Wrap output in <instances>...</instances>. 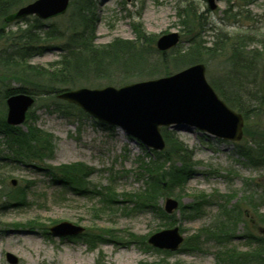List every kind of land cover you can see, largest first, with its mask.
<instances>
[{"label":"rangeland","instance_id":"rangeland-1","mask_svg":"<svg viewBox=\"0 0 264 264\" xmlns=\"http://www.w3.org/2000/svg\"><path fill=\"white\" fill-rule=\"evenodd\" d=\"M31 1L33 0H26L22 5ZM92 2V11L96 17L93 45L97 48H103L115 39L120 42L135 40L137 28L139 31L143 30L146 35H154L153 43L146 41L147 43L142 44L147 54L151 52V63L152 61L159 63L156 39L163 34L178 33L179 41L173 47L174 50L171 52L169 50L173 48L165 50L166 61L160 70L161 73L165 71L166 75L153 78L169 76L187 67L176 64L180 60L178 57L189 51L193 37V33H188L182 17L179 16V11L187 6L203 15L204 24L199 36L201 51H206L205 47L211 48L216 36L222 35L227 36L228 40L237 35L242 36L243 40L232 38L231 42H241L246 46L245 50H264V0H215L214 9L208 7L206 0H92ZM76 4L77 0H69L65 13L41 20L35 34L42 49L30 57V64L51 68L50 64L60 59L59 42L50 41L47 32L55 25L61 30H67V38L70 29L68 21L73 15V10L77 8ZM32 18L33 16H28L11 22L5 29L6 31L23 29L27 23L32 22ZM217 44H220V41ZM3 47L4 43L0 40V51ZM226 47L229 49L228 45ZM186 55L188 61L191 55ZM228 55V50L218 54L213 52L200 55L202 60L200 63L205 66L206 81L223 101L218 90L226 89L224 81L226 82L228 71L226 68ZM147 65L151 66L150 63ZM9 67L11 66L4 65L3 61L0 63V110H3L4 119L6 113V97L4 99L2 97L4 87L27 86L30 91L33 90L28 82L22 83L15 77L8 76L11 71L16 70L14 66ZM108 74L107 79L95 77L91 79L102 85L96 87L82 85L76 88H101L110 85L105 84L108 80L119 81L126 76L133 77L136 72L116 76L117 72L110 71ZM94 80L92 82H96ZM258 80L264 83L262 69ZM33 96L34 103L28 110V116L17 128L26 132L28 127H33L48 133L52 149L41 161L12 162L6 168V164L0 161V176L8 171L26 194V203L23 206L0 209V264H9L5 259L6 252L17 257V264H152L159 263L162 258L165 259V264H222L218 258L221 248L239 252L249 249L242 237L243 218L233 221L232 216L230 221H224L229 225L234 223L232 226L234 237L231 243L226 242L219 248L216 241L207 239L201 234V230L219 221L223 206L226 210L234 207L240 212V209L235 207L236 204L241 206V215L245 209L247 219H252L250 222L254 226L250 228L251 231L264 236V222L259 218L264 215V162H254L240 152V148L246 145L255 148L256 144L246 131L252 133L255 130L256 134L262 132L264 104L260 107L258 115L252 116L248 121L244 120L243 133L238 141L221 139L184 124L161 127L183 142L184 147L190 151L188 153L192 166L189 178L181 187L169 188L167 192L161 191L165 194L159 193L153 199L157 208H163L164 200L168 197L179 203L176 211L166 213L168 216H160L155 208H145L136 203L145 189L148 190L151 181L147 172L141 168L142 163L156 160L158 150L145 147L138 139L120 128L102 124L85 112L84 115H80L77 108L70 107L69 103L56 96ZM67 111L73 115H66ZM1 130L0 127V157L8 155L14 158ZM260 144L264 145V142ZM76 164H83L89 168L83 186L91 190L90 192L79 193L73 190L71 184L67 186L57 184L47 173L48 167L62 165L71 167ZM169 166L165 163L164 169L167 170ZM6 184L11 186L9 180ZM109 195L116 200L115 204L107 201ZM196 204H199V208H195ZM31 220L37 225L42 224L46 233L38 228L15 226L17 223L25 224ZM60 221L82 226L83 234L72 237L50 234L48 228ZM174 226L178 227L183 237L180 247L186 246V250L177 249L165 255L155 251L150 245V248L146 249L147 247L139 243L138 239L132 240L130 237V234L145 236L144 242L148 245L146 240L149 235ZM93 233L105 237L106 240H88V235L90 237ZM199 233V242L196 237L193 240L189 239Z\"/></svg>","mask_w":264,"mask_h":264},{"label":"trees","instance_id":"trees-1","mask_svg":"<svg viewBox=\"0 0 264 264\" xmlns=\"http://www.w3.org/2000/svg\"><path fill=\"white\" fill-rule=\"evenodd\" d=\"M24 2L26 0H0V40L4 43L3 50L0 51V63L3 61L4 65L14 66L16 70L11 71L12 73L8 74V76L15 77L16 80L22 83L28 82L33 87V90L30 91L27 86H18L15 88L4 87L3 99L9 94L19 92H26L35 96L46 95L54 97L58 91L65 89H72L82 85L96 87L102 84L94 79L96 82H92L93 80L91 79L94 77L96 79H107L106 77L108 76L106 74L110 71L117 72L116 76L136 72V75L133 77L126 76L119 81L108 80V83H105L114 86H120L133 80L166 75L165 71L161 73L160 70L162 69L161 65L166 61L165 51L157 50L160 55L159 63L156 61H152L151 63V52L147 54L143 44L146 41L153 43L154 35L147 34V36L143 30L139 31L136 28L138 33L133 41L125 40L120 42L118 39H115L103 48H97L93 45L96 17L92 11V0H77V8L73 10V15L68 21L70 29L67 38V30H61L60 27L55 25L47 32V37L50 41L59 42L60 59L51 63V68H42L41 66L30 64V57L42 49V46L39 44V39L35 34V31L41 25V20L33 16L31 19L32 22L27 23L23 29L19 28L16 31H6L5 29L7 24L18 21H7L6 18L18 7L22 6ZM179 16L182 17L183 25H185L188 33H193V37L189 51L186 52L188 54L178 57L180 60L176 64L180 65V67H185L201 62L200 55L203 53L211 54L217 52L218 54L228 50L229 55L226 60V68L228 71L226 72V82L224 81V87L226 89L217 90L220 92L225 103L240 112L244 120L248 121L252 116L258 115L260 107L264 104V83L258 80L261 69L264 72V50H245L246 46L244 44L242 45L241 42H231L232 38L234 40H243L242 36L239 37L236 34L237 36L234 35L235 37H231L229 40L225 35L221 37L216 36L213 46L211 48L205 47L206 51L203 52L200 50L201 46L199 42L200 29L204 24L202 23V13H197L190 6H187L179 11ZM194 32L199 34H194ZM218 41H220V44H217ZM226 45H228L229 49H227ZM172 50L174 48L169 50V52ZM185 55H191V58L186 61ZM148 63L151 64L150 67H147ZM69 106L74 109L77 108L79 114L84 115V112L78 107L70 104ZM2 111L1 109V131L6 137L5 141L6 145L9 146L8 149L15 156L14 158L8 155L0 157L1 163L6 164L5 168L12 162L29 163L31 161H41L47 153H51V137L48 133L33 127H28L26 132H22L17 126L8 125L5 122ZM66 115L72 116L73 113L67 111ZM161 133L166 146L162 151L156 153V160L142 163L143 167L141 168L147 172L151 181L149 182L148 190L145 189L138 197L136 203L145 208H155L154 210L160 213V216H168L161 207L157 208L153 199L159 193H162V195L165 194L161 191L167 192L169 188L181 187L190 176L192 163L190 161L191 156L188 153L190 151L184 147L183 142L177 136L168 132L165 128L161 129ZM246 134L257 145V148L256 145V149L250 145H246L243 148L239 147L241 149L240 152L254 162H264V145L260 144L264 142V129H262L261 133L256 134L254 130L252 133L246 131ZM259 138L262 139L259 140ZM165 163L170 165L167 167V170L164 169ZM176 163H179V165H176ZM89 171V168L83 164H76L71 167L62 165L47 168V173L57 184L63 186L71 184L73 185V190L79 193L89 191L83 186L84 178L88 176ZM1 175L0 209L23 206L26 203L24 189L17 185L18 183L12 186L10 182L12 175L8 171H6L5 175ZM7 180H9L11 186L6 184ZM107 201L115 204L116 200L110 196L107 198ZM238 205L240 204H236L235 207L240 209L241 212V206L239 207ZM195 208H199V204H196ZM238 211L234 207H230V210H226L225 206L221 207L219 221L201 230L202 233H200L205 235L207 239L215 240L218 248L222 247L226 242L231 243L234 237L232 227L234 223L229 225L224 221H230V217L232 216H234V219L232 218L233 221L237 219L242 220L243 218L244 231L242 237L248 244L249 249L239 252L224 247L219 250L218 258L222 264H264V236L254 234L251 231L250 228L254 225L250 222L252 219H247L245 216V209L242 215ZM259 218L264 222V215H261ZM18 225L19 227L25 226V228H38L46 233L45 228H43L44 226L42 224H35L33 220L27 221L25 224H15V226ZM200 233L197 236H191L189 239L193 240L196 237L198 241ZM92 235L90 237L88 235L87 239H92L93 241L106 240L105 237L102 238L99 234L93 233ZM130 237L132 240L138 239L139 243L147 247L146 249L150 248L144 242L145 236L138 237L135 234H130ZM186 249V246L179 248L180 251ZM154 250L165 255L170 254L169 251ZM159 263L165 264V259L162 258Z\"/></svg>","mask_w":264,"mask_h":264},{"label":"water","instance_id":"water-1","mask_svg":"<svg viewBox=\"0 0 264 264\" xmlns=\"http://www.w3.org/2000/svg\"><path fill=\"white\" fill-rule=\"evenodd\" d=\"M210 9L215 0H206ZM69 0H33L6 18L7 21L34 15L48 19L66 12ZM179 41L177 32L163 34L156 39V48L165 51ZM58 99L74 104L98 122L116 126L138 139L145 147L162 150L165 141L160 132L162 126L188 125L215 137L238 141L243 133L244 120L240 113L229 108L221 100L205 78L202 63L191 64L169 75L136 81L119 87L107 85L101 88L80 87L62 90ZM34 103L28 93L9 95L5 100V121L8 125H22L26 113ZM12 185L16 179L11 180ZM178 208V201L165 198L163 209L171 213ZM83 227L68 221H60L49 227L54 236H76ZM147 243L158 249L175 251L183 241L178 227L162 229L147 237ZM9 264H17V257L6 252ZM157 264V263H152Z\"/></svg>","mask_w":264,"mask_h":264},{"label":"bare ground","instance_id":"bare-ground-1","mask_svg":"<svg viewBox=\"0 0 264 264\" xmlns=\"http://www.w3.org/2000/svg\"><path fill=\"white\" fill-rule=\"evenodd\" d=\"M91 190H89L88 192H90Z\"/></svg>","mask_w":264,"mask_h":264}]
</instances>
